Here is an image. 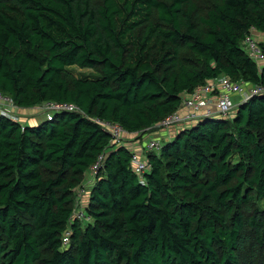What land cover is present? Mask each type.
<instances>
[{"label":"trees","instance_id":"trees-1","mask_svg":"<svg viewBox=\"0 0 264 264\" xmlns=\"http://www.w3.org/2000/svg\"><path fill=\"white\" fill-rule=\"evenodd\" d=\"M252 31L264 34V0H0V93L22 111L82 113L0 116V264H262L264 95L176 127L142 151V178L133 141L93 122L146 134L215 78L264 89L242 46ZM97 161L90 222H71Z\"/></svg>","mask_w":264,"mask_h":264},{"label":"built area","instance_id":"built-area-1","mask_svg":"<svg viewBox=\"0 0 264 264\" xmlns=\"http://www.w3.org/2000/svg\"><path fill=\"white\" fill-rule=\"evenodd\" d=\"M253 33L254 31L244 37L242 46L248 57L258 66H261L264 63V53L253 38ZM259 94L264 95L263 88L248 87L243 81H233L226 76H221L209 81L202 87L194 89L191 94L184 96L181 111L173 112L159 123L152 126V128L157 127L164 130L172 127H179L181 125L194 123L199 118H208L214 115L227 117L235 111L239 105L247 102L252 96ZM236 100H238L237 103L235 102ZM20 109L21 108L14 104L11 98L0 93V116L21 123V125H25L22 118L14 111L17 110L18 112ZM36 109L41 111L39 114L42 118L41 120L47 121L52 119L54 113L73 112L82 114L76 106L66 103L46 102L36 107ZM93 122L108 132L115 143H120L122 136L126 134L118 124L105 122L100 119H94ZM160 147L161 145L158 139H150L144 144V152H156ZM142 153L143 152L133 151L131 156V166L139 178H142L143 174L148 171L149 168L146 158ZM100 159L101 158H99V161ZM99 161L90 167L88 171L90 177L96 174L99 168ZM80 197L81 196L78 195L77 199ZM74 220H78L82 223L90 222V217L85 214L80 200H77L75 203L71 222ZM69 235V231L64 233L62 237L63 246L68 244Z\"/></svg>","mask_w":264,"mask_h":264},{"label":"rangeland","instance_id":"rangeland-1","mask_svg":"<svg viewBox=\"0 0 264 264\" xmlns=\"http://www.w3.org/2000/svg\"><path fill=\"white\" fill-rule=\"evenodd\" d=\"M255 33V32H254ZM253 33V34H254ZM257 42V41H256ZM70 71L73 72L76 76H89V77H93L96 75V73H94L91 70H79L77 68H70ZM238 100H236L235 102L237 103ZM15 113L23 119H27L29 121L31 120H41L42 118L40 117V113L41 111L36 109V108H32L29 110H25L22 111V109H20L18 112L17 110H14ZM234 113V111L230 114L232 115ZM176 127H172V128H168V129H159V128H152L148 131H146V134H139V135H123L122 136V140H131L134 143L133 147L135 149L136 152H142L144 150V144L147 143L150 139H158L160 142V145L168 139V137H172V134L174 133ZM144 135V136H143ZM138 137V138H137ZM138 144H140L138 146ZM92 177H90L89 173L84 177L83 179V183L81 184V187L79 188V190L77 191L76 195H80L81 197L79 199H77L76 197V201L80 200L82 202L83 200V194L85 193V191H87L90 183H91ZM261 261L262 264H264V256L261 257Z\"/></svg>","mask_w":264,"mask_h":264},{"label":"crops","instance_id":"crops-1","mask_svg":"<svg viewBox=\"0 0 264 264\" xmlns=\"http://www.w3.org/2000/svg\"><path fill=\"white\" fill-rule=\"evenodd\" d=\"M253 38L257 41L258 44H260L261 42L264 41V34H260V33L255 32L253 34ZM36 121L35 120L29 121L27 119H23V122H25V124H28V123H36Z\"/></svg>","mask_w":264,"mask_h":264}]
</instances>
